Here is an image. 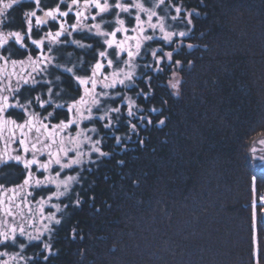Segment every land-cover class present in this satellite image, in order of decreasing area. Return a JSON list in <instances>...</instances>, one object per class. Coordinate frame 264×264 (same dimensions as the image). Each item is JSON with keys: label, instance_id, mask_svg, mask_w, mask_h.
Wrapping results in <instances>:
<instances>
[{"label": "trees", "instance_id": "trees-1", "mask_svg": "<svg viewBox=\"0 0 264 264\" xmlns=\"http://www.w3.org/2000/svg\"><path fill=\"white\" fill-rule=\"evenodd\" d=\"M56 2L41 0V7H54ZM166 3L180 6L184 9L182 14L195 11L191 25L185 24L190 31L184 38L194 47L188 48L184 43L179 54H173L174 60L182 62L178 68L183 81L180 95H170L172 89L166 87L172 73L168 68L159 79L153 72L148 73L153 77L148 100L137 97V91H149L139 79L138 88L123 91L135 98L142 109L163 110L162 116L145 111L152 124L146 129L137 124L139 135L134 133L129 142L122 135L125 148L116 145L113 137L115 132L130 133L126 115L120 117L113 134L102 126L104 122L91 121L98 130L103 151L109 155L101 158L94 155L96 164L86 163L83 168L70 170L75 174L80 172L83 182L73 186L71 200L63 199L69 207L64 208L61 223L52 231V253L43 252L40 242L32 244L27 250V255L33 256L28 264H253L250 203L251 178L256 169L250 152L264 135V0H180L179 3L168 0ZM34 8L31 0H23L9 10L7 19L12 23L6 30L23 34L24 13ZM61 9L66 10L63 5ZM113 11L103 19L114 20ZM124 15L130 22L128 14ZM74 22L70 15L67 24ZM32 23L33 39L58 29V25L49 21L38 33L34 19ZM113 27L104 24L103 30L112 31ZM70 39L104 50L102 38L86 40L73 32ZM161 44L172 50L173 44L165 45L162 40L150 41L147 46L150 49ZM29 49L35 58L36 48L29 44ZM44 50L47 51V44ZM10 51L11 58L23 60L24 66L17 64L13 69L0 62V87L9 84L6 77H10L11 86L15 87L19 77L32 71L28 52L15 44ZM62 51L73 53V62L82 58L95 63L94 55L78 51L75 45H65ZM53 53L59 55L55 47ZM150 61L148 55L144 60L138 58L137 64ZM59 62L66 63L67 58ZM141 71L137 68L138 73ZM87 74L77 72V75ZM63 87L70 96L58 102H70L72 97L83 94V87L79 90L70 84ZM120 90L123 89L119 87L117 91ZM22 91L23 103L25 97L35 96L44 89ZM161 99L167 103L162 104ZM110 103L113 102L107 101V106ZM113 105L116 107V102ZM124 109L121 108L122 113H126ZM35 111L46 115L39 108ZM9 116L18 122L27 118L19 109L11 110ZM68 118L69 113L60 110L52 123ZM163 118H167L165 125H158V120ZM32 171L37 173L35 169ZM24 174L23 167L15 163L0 167V185L3 188L20 185ZM256 186L257 195L264 193V180L259 176ZM36 190L38 194L47 192L43 187ZM77 198L81 200L79 206L74 203ZM73 229H76L75 237ZM44 255H48L47 261L42 259Z\"/></svg>", "mask_w": 264, "mask_h": 264}, {"label": "snow or ice", "instance_id": "snow-or-ice-1", "mask_svg": "<svg viewBox=\"0 0 264 264\" xmlns=\"http://www.w3.org/2000/svg\"><path fill=\"white\" fill-rule=\"evenodd\" d=\"M179 2L180 0H177V3ZM22 3L23 0H0V62L10 65L13 69H15L17 64L21 67L24 66L23 60L17 61L11 58L10 48L15 44L29 53L27 61L32 68L31 72H27L26 75L16 80L15 87L11 86L10 77H6L9 80V84L0 89V134L6 129L13 143L19 144V148L16 149L19 154L8 155L6 159L0 156V167H6L11 163L23 167L25 170L24 179L22 184L17 186L21 190L25 187L31 188L33 186L36 188L54 186L56 191L46 198L40 197L39 202L41 203L45 199L51 201L53 199L59 200L61 197H68L71 200L69 193H72L74 185L83 182V177L80 172H77L76 175H64L62 178V173L68 169L83 168L86 159L89 164H96L97 161L92 159L93 153L98 158L109 155L99 147L101 139L93 140L88 135V132H92L98 136L99 133L96 128L83 130L79 126L85 120L107 121L102 126L114 132L120 123V117L126 115L128 118L126 121L127 127L138 136L139 129L137 124L131 123L132 119L137 120L146 129L148 125L152 124V119L150 115L142 113L147 111L148 113L162 116V109H142L132 97L124 95L123 92L114 93V90L117 87L127 91L136 89L138 88L136 80L139 79L145 83L149 91L144 92L141 89L137 91V97L148 100L150 95H152L151 81L153 80V77L148 76V73L153 72L156 74L155 78L159 79L161 74H166L165 68H168L172 71V75L171 79L167 81L166 87L174 90L170 95L179 96L183 81L179 77V73L172 69L174 67H182V62L174 60L173 54L174 52L179 54L180 48L183 46L179 38L187 37L189 32L165 30L166 19L177 21L181 19L180 13L182 11V8L177 6V4L169 3L168 7L174 9L176 15L168 16L166 9L162 7L165 5V0L153 2L152 7H146L142 0H130L129 3H121L120 0H117L115 4H110L108 0H104L103 3H101V0H83V3H81V0H70V2L69 0H57L54 7H47L46 9L41 7V0H31L35 8L24 13L26 28L23 34L21 31L6 30L8 25L12 23V21L7 19L9 10ZM61 5L66 10H62ZM113 8L116 10L115 19L112 21L104 20V14L111 12ZM93 9L95 10L94 13L91 11ZM156 9L164 10L165 15H159ZM133 10L136 12L134 16L132 15ZM38 12L42 13V16L37 15ZM120 13L128 14L129 18L135 21L132 28L125 26V20L120 18ZM141 13L146 14V20L141 19ZM70 15L74 17L75 22L68 25L67 18ZM192 15V12L185 13L188 25L192 23ZM196 15H199V13L197 12ZM98 16L101 17V21L100 23H95ZM153 17H156V23H153ZM33 19L35 20V27L38 33L42 27L48 25L49 21L58 25V29L55 32L49 30L43 33L40 39H33ZM86 20H91L93 23L91 25L85 24L84 21ZM104 24L115 26L109 32L102 30ZM145 24L147 28H145ZM157 29L161 34L159 38L155 35ZM148 30H151L153 35H143ZM130 31L139 35L128 37L127 34ZM73 32L83 35L86 40L102 38L100 43L104 50H97L93 44L70 39ZM118 33L124 36V39L117 40ZM61 37H65V39L61 40ZM129 39L134 40V49L131 46H125ZM157 39L166 42L167 45L175 43L176 46L173 51L164 52L162 48H145L143 54L141 53L144 42ZM26 40L28 43H25ZM29 44L34 46L38 52L35 58L30 54ZM46 44L47 51L44 50ZM69 44L75 45L78 51H84L87 55H94L95 63H89L82 58H77L73 62L72 57L74 54L62 51L64 46ZM54 47L59 55L53 53ZM186 47L192 48L194 45L188 44ZM109 50H112V55L116 58L115 61L109 56ZM158 52L161 55H157ZM125 54L127 59L121 61L120 57ZM148 55L152 57V63H134L136 57L144 60ZM66 58V63L59 62ZM69 64L71 66H68ZM117 64L122 66L116 67L115 65ZM162 64L164 67H161ZM189 64H191V61H189ZM105 68L110 71L105 72ZM137 68L143 69V71L138 73L136 71ZM58 72L60 73L59 75H57ZM77 72L88 74L77 75ZM49 76H51V79L48 78ZM37 77L40 78L37 79ZM65 84L73 85L77 90L83 87V94L78 98L72 97L70 102L67 100L58 102L64 96H70L67 89L63 87ZM25 88L32 92L38 91V88L44 89V91L39 92L35 96L25 97L22 103L20 96L24 95L22 89ZM98 88L99 91L97 90ZM117 99L120 101L117 107L107 106V101L116 102ZM161 103L166 104L167 101L161 99ZM33 106L41 109L46 115L41 116L40 112H36ZM122 107L126 109V113L121 112ZM15 109H19L27 117L23 122L10 118V111ZM93 109L96 110L98 115H93ZM60 110H65L69 113V118L66 121L61 120L53 124L52 120L55 119L56 113ZM113 115L117 117L115 123L112 121ZM166 119H159L158 125H165ZM8 125H11V127H7ZM73 126L78 129L75 136L69 132V129ZM17 130H19V137L16 135ZM29 134L32 135L31 139H28ZM113 138L117 144H121V137L114 136ZM124 139L127 140L130 137L125 136ZM139 143L143 144V140H140ZM260 143L264 144V140H261ZM85 146H87V150H85ZM257 151L256 148H252L250 152L251 162L256 169L255 174L251 178L252 200L250 203L253 264H261V259L264 258V194L257 195L256 186L257 176L264 180V155H257ZM42 156L45 157L43 160L40 158ZM257 162L259 163L257 164ZM118 163L123 164L124 162L119 161ZM33 167H35L37 173L45 174L43 179L33 173ZM54 167L57 169L55 172H53ZM133 182L137 183V181ZM2 187L3 185H0V188ZM73 195L78 196L76 193H73ZM74 203L79 206L81 200L77 198ZM52 207L56 212H61L60 204H54ZM68 207V204L63 205L65 209ZM5 211L8 215H11L10 210L5 209ZM56 212L48 216V224L44 225L43 231H38L35 236L27 233L23 226H8L6 230L0 231V245L16 244L18 235L26 236L29 242L33 240L40 241L43 249L51 254L52 245L45 242L42 238L45 232L49 236L51 235L53 229L49 225H59L61 223V220L56 217ZM72 234L75 237L76 229H73ZM18 246L21 249L26 247L25 244H19ZM0 255L7 256L8 253L0 252ZM42 259L47 261L48 255H44ZM0 264H8V261H0Z\"/></svg>", "mask_w": 264, "mask_h": 264}, {"label": "rangeland", "instance_id": "rangeland-1", "mask_svg": "<svg viewBox=\"0 0 264 264\" xmlns=\"http://www.w3.org/2000/svg\"><path fill=\"white\" fill-rule=\"evenodd\" d=\"M168 0H165V5L164 6H162L164 9H166V11H167V15L168 16H172V15H176V13H175V11H174V9H172V8H169L168 7V5H167V2ZM104 2V0H101V3H103ZM108 2L110 3V4H115L116 2H117V0H108ZM120 2L121 3H129L130 2V0H120ZM142 2L143 3H145V6L146 7H152V3L153 2H158V0H152V2H150V0H142ZM173 11H172V10ZM113 10H115L114 8L112 9V11ZM157 11H158V13H159V15H161V16H163V15H165V11L164 10H161V9H156ZM92 12H93V10H91ZM182 11H184V9H182ZM182 11H181V13H180V17H181V19H179V20H177V21H172V20H170V19H166V22H165V30L166 31H172V32H180V31H185V32H189V31H187L188 30V28L187 27H185V24L187 25V23H186V20H184V17H185V14H182ZM95 12V11H94ZM93 12V13H94ZM114 12V17H115V14H116V10L115 11H113ZM186 12H192V13H195V11H186ZM185 12V13H186ZM110 13V12H109ZM107 14V13H106ZM125 13H120V18L121 19H124L125 20V26L126 27H128V28H132L133 26H134V24H135V21L133 20V19H131V21L130 22H132L131 24H130V22H129V20H128V18H126L125 17V15H124ZM136 14V12H135V10H133V13H132V15L134 16ZM141 15V19L142 20H146V14H144V13H141L140 14ZM104 16H105V14H104ZM115 19V18H114ZM100 21H101V17H97V20L95 21V23H100ZM84 23L85 24H88V25H91L92 23H93V21H91V20H86V21H84ZM153 23H156V17H153ZM115 26V25H114ZM145 28H147V25L145 24ZM104 29V25L102 26V30ZM105 30V29H104ZM107 31H109L110 32V30H108L107 29ZM128 35V37H132V36H134V35H139L138 33L137 34H134V33H132L131 31L127 34ZM143 35H153V33H152V31L151 30H148V31H146L145 33H143ZM155 35H156V37H160V33H159V30L157 29L156 30V33H155ZM117 38H120V39H117V40H121V39H124V36H120V37H118L117 36ZM185 38V37H184ZM184 38H179V41H182V45L184 44V43H186L187 45H188V43L186 42V41H184ZM158 41H161L160 39H157ZM174 40H176V38H174ZM150 41H146V42H144V46L142 47V49H141V52L142 51H144V49L145 48H148V46H147V44L149 43ZM164 42V41H163ZM165 43V45H167V43L166 42H164ZM126 47H128V46H131L133 49H134V46H135V42H134V40H132V39H129L127 42H126V45H125ZM176 46V44L175 43H173V47H172V50H169V49H167V48H165L164 47V45L163 44H161V45H154V46H152L150 49H160V48H162L163 49V51L164 52H168V51H173V48ZM157 55H161V53H157ZM109 56L115 61V56H111L110 55V50H109ZM139 57H136L135 59H134V63H136L137 64V59H138ZM127 59V56H126V54L125 55H123V56H121L120 57V60L121 61H123V60H126ZM153 61H152V57H151V61H150V63H152ZM116 67H120V66H122V65H119V64H117V65H115ZM161 67H164V65L162 64L161 65ZM178 68H180V67H174V71H177L178 72ZM166 69V68H165ZM104 71L105 72H108V71H110L109 69H107V68H105L104 69ZM136 71H137V69H136ZM179 73V72H178ZM171 75H172V73H171ZM181 75H179V77H180ZM181 78V77H180ZM170 79H171V77H170ZM4 87H3V85L0 87V89H3ZM119 87H117L115 90H114V93L115 92H125V90H120V91H117V89H118ZM98 91H99V88L97 89ZM174 90H172V92H173ZM123 92V93H124ZM5 94H7V93H5ZM124 95H126V96H128L127 94H125L124 93ZM134 100H135V98H133ZM113 102V101H112ZM135 103H136V101H135ZM114 104V102L113 103H110L109 104V106L110 107H115V105H113ZM120 104V101H119V99H117V101H116V105L118 106ZM116 106V107H117ZM124 110H126V109H124ZM102 114V113H101ZM142 114H144V113H142ZM93 115H98V113H96V110L95 109H93ZM116 117L115 116H112V121L115 123L116 122ZM102 122H104V124L105 123H107V121H102ZM131 123H134V124H140L137 120H135V119H132L131 120ZM118 126V125H117ZM74 127V129H69V132L71 133V135H73V136H75V134H76V132H77V127L76 126H73ZM79 128L80 129H83V130H88V129H90V128H95V126L91 123V121H88V120H85L80 126H79ZM129 131H130V129H129ZM110 132H112V134L114 133L113 131H110ZM133 134L134 133H132L131 131H130V133L129 134H121V135H119V134H116V132H115V136H119V137H121V140H122V137L123 136H129L130 137V139H133ZM88 135L89 136H91L92 137V139L93 140H95V139H98L99 138V136H96V134L95 133H92V132H88ZM123 135V136H122ZM137 136V135H136ZM135 137V136H134ZM100 139V138H99ZM130 139H127L126 140V142H129L130 141ZM261 140H264V135H263V137L262 138H260L258 141H256L255 142V144L253 145V148H256L258 151H257V155H264V144H261L260 143V141ZM115 143H116V140H115ZM116 145H120V146H122L123 145V143L121 142V144H117L116 143ZM99 147L101 148V150L103 151V149H102V144L100 143V145H99ZM126 146L125 145H123V148H125ZM2 150H3V148H2ZM85 150H87V146H85ZM104 152V151H103ZM94 155H96L95 153H93V155H92V159H93V157H94ZM97 156V155H96ZM86 163H88L87 162V159H86V162H85V164ZM259 162H257V164H258ZM57 169L54 167L53 168V172H55ZM70 170L71 169H68V170H65V172L64 173H62V178H63V176L64 175H76L75 174V172L74 173H71L70 172ZM41 175V174H40ZM45 174H42L41 176H39V178L40 179H43V176H44ZM47 192H45V193H43V194H38L37 193V195H36V191L34 190V189H37L35 186H33V187H31L29 190H31L30 192H28V194H29V197H28V201H29V203H27V205H25V206H23L24 207V209H23V214H22V218L20 219V220H18L17 221V226H23L24 228H25V231L27 232V233H31L33 236H35L36 234H37V232L38 231H43V229H44V225H46V224H48V216L51 214V213H53V212H56V210L52 207V205H54V204H60L61 205V212H56V217L58 218V219H60L61 218V215L63 214V212H64V208H63V205L65 204L64 203V200L63 199H65V198H67V197H61L59 200H56V199H53V200H51V201H47L46 199H45V201L44 202H39L40 201V197H47V196H49V195H51L52 193H54L55 191H56V188L54 187V186H52V185H49L48 187H43ZM262 194H264V193H262ZM69 195H70V193H69ZM259 195H261V194H259ZM3 219V218H2ZM3 222V221H2ZM9 226V225H8ZM7 226V227H8ZM54 226H55V224H51V225H49V227H51L52 229H54ZM4 228H0V231H2ZM51 236H52V232H51V235L49 236V234L48 233H44V236H43V240L45 241V242H47V243H50V239H51ZM40 241H36V240H33V241H31V242H29L28 240H27V237L26 236H20V235H18V237H17V242H16V244H11V243H9L8 244V246H4V245H0V246H4V249H0V252H7L8 253V255L7 256H2V255H0V261H4V260H7L8 261V264H28V262H29V260L30 259H32L33 258V256H28L27 255V250L29 249V246L30 245H32V244H36V243H39ZM41 243V242H40ZM19 244H25L26 245V247H24L23 249H21L18 245ZM42 251L44 252L45 250L43 249V246H42ZM45 253L46 254H49L48 252H46L45 251ZM39 254V253H38Z\"/></svg>", "mask_w": 264, "mask_h": 264}, {"label": "flooded vegetation", "instance_id": "flooded-vegetation-1", "mask_svg": "<svg viewBox=\"0 0 264 264\" xmlns=\"http://www.w3.org/2000/svg\"><path fill=\"white\" fill-rule=\"evenodd\" d=\"M7 127H11V125H8ZM16 135L17 137H19V130H17ZM31 138H32V135L29 134L28 139H31ZM15 144H18V143H13V141L9 138V133L5 129L3 133L0 134V156H3L6 159L8 155L19 154L16 151V148L19 147V144L18 146ZM40 158L41 160H43L45 157L42 156ZM33 169H35V167H33ZM34 174L39 177L37 173H34ZM17 186L0 188V228H4L2 231L6 230L8 225L17 226L16 225L17 221L22 218V214L24 213L23 206L29 203L28 192L31 191L29 190L30 188L25 187L21 190ZM34 190L36 191V194H37V190L36 189ZM5 209L10 210L11 215H8Z\"/></svg>", "mask_w": 264, "mask_h": 264}]
</instances>
